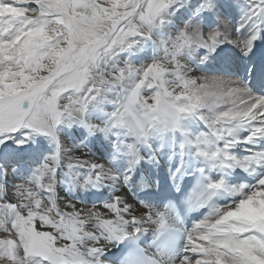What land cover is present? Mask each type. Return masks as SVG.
Instances as JSON below:
<instances>
[{
    "label": "snow or ice",
    "instance_id": "1",
    "mask_svg": "<svg viewBox=\"0 0 264 264\" xmlns=\"http://www.w3.org/2000/svg\"><path fill=\"white\" fill-rule=\"evenodd\" d=\"M0 264H264V0H0Z\"/></svg>",
    "mask_w": 264,
    "mask_h": 264
}]
</instances>
